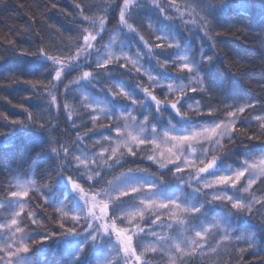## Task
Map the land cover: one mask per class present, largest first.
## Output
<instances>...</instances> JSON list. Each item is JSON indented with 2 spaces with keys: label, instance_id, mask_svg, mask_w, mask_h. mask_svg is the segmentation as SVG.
I'll return each instance as SVG.
<instances>
[{
  "label": "trees",
  "instance_id": "16d2710c",
  "mask_svg": "<svg viewBox=\"0 0 264 264\" xmlns=\"http://www.w3.org/2000/svg\"><path fill=\"white\" fill-rule=\"evenodd\" d=\"M170 1L190 9L211 40L189 25L179 26L178 47L158 45L160 50L154 52L169 74L154 70L153 62L145 54L144 62L150 63L155 75L166 83L188 81V72L172 64L175 52L188 53L197 62L201 75L199 85L187 99L193 108L179 104L180 114L188 120L161 108V114L153 112L152 117L170 120L168 125L202 129L223 124L232 117L228 113H234L236 121L231 128V140L222 136L211 140L198 138L183 150L197 162L196 168L217 150L221 157L217 171L230 170L240 166L244 158L264 152V0L248 3L222 0L207 12L203 5L216 0ZM122 11L132 30L148 45H155L149 23L165 22L158 9L147 1L0 0V200L9 197L10 183L17 177L31 178L40 188L38 191L43 195L33 192L29 196L33 197L31 207L37 220L31 229L47 235V239H29L28 255L35 259L39 248L43 249L44 264H94L87 247L77 258L63 250L62 239L70 232L65 231L66 224L55 212V205L65 195L58 185L61 175L58 151L65 142L70 144V149H75L80 139L87 141L86 136L94 130H91V119L78 105L79 81H72V76L56 79L57 68L36 53L63 60L74 57L85 43L83 21L101 19L112 29L117 28ZM132 39L137 41L134 35ZM165 60L170 62L165 64ZM133 77L139 85L146 84L139 72ZM51 90L56 91L55 98L47 94ZM164 90L163 86L153 87L151 93L161 103L172 101L167 100ZM111 106L115 111H126L130 102L121 99ZM240 108L244 111L240 112ZM105 133L112 132L107 129ZM133 153L120 151L121 162L105 175L142 169L158 177L156 166L148 159L151 146H143ZM94 164L95 161L86 167L92 166L91 169L101 173L109 169V165ZM45 184H48L47 190ZM239 195H245L243 199L254 208L250 214L244 211V216H233V230L222 232L220 227H215L209 220L208 208L197 214H181L182 227L175 224L155 250L146 252L149 261L154 264H264V176L247 194L239 192ZM127 200L123 197L116 201L124 207ZM195 231H201L203 236L196 237ZM77 233L82 234L78 238H84L83 233L74 232ZM224 235L229 239H223ZM136 247L137 252L143 251L139 245Z\"/></svg>",
  "mask_w": 264,
  "mask_h": 264
},
{
  "label": "rangeland",
  "instance_id": "374dc122",
  "mask_svg": "<svg viewBox=\"0 0 264 264\" xmlns=\"http://www.w3.org/2000/svg\"><path fill=\"white\" fill-rule=\"evenodd\" d=\"M129 1L131 2V0ZM143 1H147L158 9L165 22L161 25L152 21L149 23V29L156 42L155 45H148L138 33L130 30L125 17L126 23H120L119 27L113 29L106 25L105 22L103 27H101V19H97L94 21H83L82 26L85 35L97 36V39L91 41L93 44L92 48L86 51L82 50L75 55L76 60L74 62L70 63V58L66 60L57 58L60 63H53L44 57L57 70H61L62 78L72 76V81H79L76 87L78 105L91 119L93 126L91 130H94L90 131L89 135L86 136L87 141L84 138L80 139L79 145H75V149H70V144L65 142L62 144L60 152L58 151V157L61 162V175L58 178V185L64 189L65 195L61 198L58 205H55V212L66 224V229L75 227L76 231H80L84 236L83 239H80L81 236L78 238V235L82 234L77 233L75 235L74 232H70L71 235H69L70 233H67L62 239L64 240L62 242L64 245L63 250H68L67 255L77 258L87 247L89 259L94 264H154L149 261L146 252L155 250L161 240L169 236L167 233L175 224H178L180 228L183 225L179 222V216L185 213L178 212L174 208L165 209L159 207L161 200H158L154 206L145 207L140 203L142 199H145L144 194L138 196L139 193H136L128 196L126 205L121 207L122 205H118V201H116L119 198H123L118 197L119 189H126L128 185H138L140 183L154 184V194L162 199L176 198L183 205L199 208L198 212L204 208H212L211 220L215 221L214 218L218 219L222 226L221 231L225 232L226 230H233V216L244 215L235 210L229 212V209H231L230 204L225 207L220 201L209 202L215 195L221 194L214 191V189H222L234 198L240 197L239 192L247 194L256 181L264 176L258 172L253 175L245 172V175L237 181L235 187L231 185H214L213 188H205L204 184L206 182L210 183L218 176H231L235 171L242 170L252 163L259 167L260 160L264 159V152L244 158L240 166L218 172L217 168L221 157L218 151L215 150L211 158L203 160L196 168L197 162H194V159L185 154L183 150L186 144L189 145L198 138L210 135V132L205 133L203 130L211 127L188 129L175 124H166L170 120L160 119L158 116V119L155 120L152 117L153 112L161 114V109L171 110L172 113L177 115V112L180 113V103L186 104V108L192 109L193 106L190 102H187V99L190 97L189 93L199 85L201 75L197 62L188 53L175 52L173 56L174 63L172 62V64H175L179 70L188 72V81L186 83L181 81L166 83L159 80L150 63L144 62L145 54L153 62L154 70L169 74L168 69L160 63L158 57H154V52L160 50L158 45L165 44L174 49L178 47L177 30L179 26L189 25L200 31L208 40H211V38L207 35L197 16L185 6L170 0ZM165 17H172L173 19ZM133 35L137 38V41L132 39ZM110 54L112 63L105 65L103 68H98L97 61L103 64V60L109 58ZM184 56L188 58L190 64H193V71L189 72L187 69L182 70L180 68V64L184 62L180 57ZM164 62L168 64L170 61L165 60ZM69 63V67L61 69V64ZM84 71L93 72L91 81L82 79ZM135 72H139L140 76L144 78L146 81L145 85H139V82L133 81ZM149 75L153 79H149ZM160 86L165 88L164 93L169 97L167 100L172 101L161 103V109L158 111L155 103L150 96L144 94L143 90L147 88L151 93V88ZM170 88L171 90H169ZM122 89L131 97L125 98L121 94ZM47 94L52 98L56 97V91L51 90ZM121 99H126L130 102L129 108L126 111L113 110L111 103L119 102ZM132 100L142 101V103L134 104ZM172 103H176V109L171 107ZM144 116H148V121H144ZM235 121V117L232 116L223 124H228L231 129ZM152 126L157 129L155 135L152 133ZM141 127L144 128L143 132L140 131ZM107 129H110L112 133H105ZM117 129L120 131L118 132ZM165 132L169 133V138L164 136ZM129 133L137 136L138 139L145 140V143L137 144L131 141ZM191 133H197V138L183 142L182 145L179 141L170 140L172 135H189ZM153 140H155V143H152ZM146 145L151 146V156L154 159L150 160V162L156 166L158 177H155L150 172L128 173L125 171L112 172L111 175H105L108 170L111 171L118 166L112 156V149L115 148L118 155H120V151L129 153V148H131L132 152H134L136 149ZM213 158H216V164L213 168L206 173L197 175L198 169ZM94 161V165L99 164L104 167L109 165V169L101 173L91 169L92 166L86 167L94 163ZM161 163L165 165L164 168L160 167ZM177 167L183 169V172L177 173ZM68 176H71L84 190V194L88 199L87 205L72 190L66 178ZM89 177H92V179H89ZM181 179L184 183L180 182ZM10 184L12 187L11 192H27L28 195L17 198H12L9 195L7 199L0 200V264H8L11 259L8 256L9 250L16 252L17 248L29 247V239L38 238L40 240V237L45 235L31 229V227L36 225L37 220L31 207L33 206V197L29 196L33 192L43 195V193L41 194L38 191L40 188L31 178L17 177ZM196 187L200 188L201 192H197L194 189ZM245 188H247V192L244 191ZM243 197H240L242 202L248 206L245 211L250 214L254 206L247 203ZM42 200L44 201V199ZM105 203H107L106 208L104 207ZM58 209H63L64 212L68 213V216H62ZM89 209H91V214ZM137 211H142L143 215L133 216L132 213ZM174 212L176 219H172ZM198 212L192 214H197ZM73 215L78 216V221L71 219ZM13 219L16 220L15 225L12 224ZM105 224L109 226L108 232L103 231L101 227ZM17 228L20 229L19 232L16 231ZM121 230H124V236L132 237V252H134V255L126 256L116 240V234ZM44 240L46 241V239ZM137 241H139L138 244L136 243ZM243 241L247 242L246 239H243ZM138 245L142 248V252L136 251V246ZM37 254L38 257L34 259L28 255V252L19 253V256L16 257V264H44L45 253H43V249L39 248ZM136 257L140 259L137 260Z\"/></svg>",
  "mask_w": 264,
  "mask_h": 264
},
{
  "label": "snow or ice",
  "instance_id": "6c2138e0",
  "mask_svg": "<svg viewBox=\"0 0 264 264\" xmlns=\"http://www.w3.org/2000/svg\"><path fill=\"white\" fill-rule=\"evenodd\" d=\"M155 2V0H154ZM222 0H216V2H209L203 5V9L207 12L208 8L212 5H215L217 3H221ZM249 0H244V3H248ZM167 19H173L172 17H165ZM121 23H126L125 19H124V12H121ZM101 27H103L104 21L101 20L100 21ZM128 28L130 30H132V26L129 24L127 25ZM97 39V36H93V35H85L84 36V45H83V50H87L93 47V44L91 43V41H94ZM36 55H43L47 60L52 61L53 63H60L56 56H46L43 52H39L36 53ZM180 59L182 61H184L183 63L180 64V68L183 69H187L189 72L194 70V66L193 64H190L188 62V58L186 56L184 57H180ZM208 60H211V57L207 58ZM76 60V57H70V63L74 62ZM69 64H61L60 67L61 69L69 67ZM112 63V57L111 54L109 55V58L104 59L103 60V64H100L97 61V67L98 68H103L105 65H108ZM79 65V64H78ZM80 66V65H79ZM61 77V70H57L56 71V79H59ZM82 79L91 81L93 79V72L91 71H84L83 75H82ZM149 79H153V77L151 75H149ZM201 86V90H204V85L203 82H201L200 84ZM171 90V88L169 89ZM144 94L146 96H150L151 100L155 103L157 110L159 111L160 109V105H161V101L157 99V97L155 95H152L147 88H145L144 90ZM125 98H130L131 95H129L128 93L124 92L122 89V93H121ZM116 98V97H114ZM132 103L136 104V103H142V101H136V100H132ZM171 107L173 109H176L177 105L176 103H172ZM240 112H243L244 109L240 108L239 109ZM130 115V114H129ZM177 115H179L181 118H184V115H181L179 112H177ZM229 116H233L234 113H228ZM144 121H148V116H144ZM12 123H22L21 121H13ZM38 126L44 127L43 124H39ZM117 131L119 132L120 130L117 129ZM140 131L143 132L144 128L141 127ZM205 133H211L210 135H205L204 139L206 140H211L214 136H222V137H228L229 140L232 139V130L230 129L228 124H215L213 127H211L210 129H204L203 130ZM157 132V129L152 126V133L153 135H155ZM129 138L131 141L136 142L137 144H144L145 140L143 139H138L137 136L132 135L131 133L128 134ZM197 133H191L189 135H184V134H177V135H172L170 137L171 141H179L181 142V145L183 144V142H187V141H191V140H195L197 138ZM164 136L166 138H169V133L165 132ZM152 143H155V140L152 141ZM216 144L219 145V140H216ZM53 152L56 151V149H52ZM129 153L133 154L132 149L129 148ZM122 155V154H121ZM121 155H118L117 150L114 148L112 149V156L115 158V162L117 164H119L120 159H121ZM149 160H153L154 157L149 156L148 157ZM81 163H83V161H81ZM216 164V158H213L212 160H209L203 167H200L198 169V173L197 175H199L200 173H206L208 172L210 169L213 168V166ZM161 168H164L165 165L163 163L160 164ZM144 170L142 169H128V173H132V172H143ZM176 172L177 173H181L183 172V169L177 167L176 168ZM245 172H248L250 175L255 174L256 172H258L260 175H264V159L260 160V166L258 167L255 163L249 164L247 165V167L243 168L242 170H237L235 171L231 176L229 175H221L216 177V179L212 182H206L204 184L205 188H213L214 185H231L233 187L236 186L237 181H239L241 179V177H243L245 175ZM97 175H99V173H97ZM68 183L70 184L71 188L73 191H75L77 193V195L79 196L80 200L84 201L85 205H87L88 203V199L87 196L84 194V190L81 188L80 184H78L71 176L66 177ZM89 179H92V177H89ZM181 183H184V181L181 179L180 181ZM251 183V181H250ZM48 184H45L44 187H47ZM155 188L154 184L151 183H140L138 185H128L126 187V189H119L118 190V197H128L130 195L139 193L138 196L144 194L145 195V199H142L140 201V203L142 205H144L145 207H149V206H154L156 204V202L158 200H161L162 202L159 204V207L161 208H174L176 211L181 212V213H196L199 211V208H193L190 206H186L181 204L178 199L176 198H172V199H162L161 197H159L158 195H155L153 190ZM197 192H201V189L196 187L194 188ZM214 191L221 193V194H217L213 197L211 201H220L221 203L224 204L225 207H227V205H231V209H229V212H232L233 210H235L236 212L239 213H243L245 211L246 208H248V206L242 202V198L240 197H233L232 195H228L227 192L223 191L222 189H214ZM245 192H247V188L244 189ZM28 193L27 192H17V191H12L10 193V196L12 198H17V197H24L27 196ZM104 207H107V203L104 204ZM58 211L61 212V215L64 217L68 216V213L64 212L63 209H58ZM89 213L91 214V209H89ZM133 216H142L143 213L142 211H137V212H133L132 213ZM71 219L73 221H78V216L73 215L71 217ZM157 219H159V217H157ZM172 219H176V215L175 212L173 213ZM215 227H219L220 222L218 219H215ZM12 224L15 225L16 224V220L13 219L12 220ZM62 228L64 227L63 225H60ZM103 231L108 232L109 230V226L107 224L102 225L101 226ZM77 229L75 227L72 228H68L65 231L67 232H75ZM17 232L20 231L19 228L16 229ZM123 231L121 230L119 233L116 234V240L118 241V243L120 244V246L122 247L123 252L125 253L126 256L128 255H134V252H132V237L131 236H124L123 235ZM208 229H204V232H207ZM195 236L196 237H202L203 233L201 231H195ZM47 239V235L41 236L40 240H44ZM223 239L227 240L229 239L228 235H224ZM36 243H39V241H36ZM177 250H180V245L177 244L176 245ZM29 247L27 246H23L22 248H17L16 252H12L11 250L8 251V256L11 258L8 261V264H16V257L19 256V253H26L28 252ZM137 260H139V257H136Z\"/></svg>",
  "mask_w": 264,
  "mask_h": 264
}]
</instances>
